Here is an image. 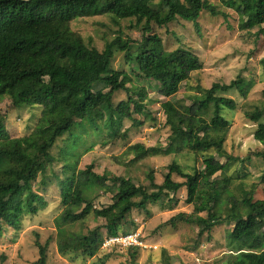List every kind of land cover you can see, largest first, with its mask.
I'll list each match as a JSON object with an SVG mask.
<instances>
[{
  "label": "trees",
  "instance_id": "16d2710c",
  "mask_svg": "<svg viewBox=\"0 0 264 264\" xmlns=\"http://www.w3.org/2000/svg\"><path fill=\"white\" fill-rule=\"evenodd\" d=\"M224 9L234 12L239 30L253 32L256 42L262 40L264 52V0H219L217 4L210 0H0V101L6 102L10 113L34 107L53 109L64 97L71 106L70 115L63 122H56L54 127L36 126L29 135L19 138H10L5 122L7 113L0 110V237L8 229L19 232L25 216L36 215L47 206L36 189L56 185L62 208L54 222L59 243L78 242L79 246L73 248L75 252L96 258L105 235L121 236L139 229L131 218L133 210L149 216L148 204L163 200L172 203L170 195L184 187L185 202L195 206V213L208 206V202H201V197L212 193L214 204L221 198L227 200L226 217L220 216L215 221L179 213L167 224L172 227L176 222L194 224L201 237L214 226L237 222L245 241L234 239L227 231L230 244L224 264H264V234L261 235L264 198L254 200L255 188L239 191L236 197L231 179L225 177L220 184L211 180L219 172L226 173L232 166L250 162L251 157L260 158L264 166V124L261 123L264 108L244 114L257 126L253 139L261 148L244 158L232 157L224 147L230 125L221 111L236 110V103L220 93L233 90L246 98L252 84L240 77L227 85L214 83L205 90V95L194 98L187 112H182L168 99L187 84L193 73L202 69L201 61L185 48L166 51L160 35L154 32V27L167 28L180 20L193 23L198 32L197 21L203 12L226 16ZM103 16L113 17L114 21H135V26L144 22L140 40H128L122 45L117 37L102 51L87 48L71 31L70 23ZM133 45L137 47L132 54L129 48ZM116 46L125 52L124 59L135 80L152 84L158 95L167 99L161 103L164 127L170 131L164 153L177 156L186 152L200 164L201 170L187 175L172 162L162 172L161 184L155 183L151 170L146 185H137L127 174L116 177L108 172L96 173L94 163L79 169L82 157L78 151L85 137L100 141L90 149L126 141L127 134L121 132V127L126 120H133L132 113L142 120L158 123V118L145 107L147 87H136L129 73L113 70ZM260 65L264 74V59ZM72 82L80 86L78 91L79 86L72 87ZM120 92L128 95L116 103L115 96ZM142 123L133 120L135 126ZM160 151V146L137 143L120 157L121 160L132 155L130 162L115 161L121 166L130 165ZM215 156L226 162L220 163ZM59 161L62 166L57 172L55 163ZM260 172V183L264 185V167ZM174 173L186 181L174 182ZM202 184L208 186L203 188ZM102 192L112 196V203L96 209L93 203ZM91 224L98 227L92 229ZM126 224L130 230L123 231ZM74 227L79 230L74 231ZM101 229L106 231L105 235H101ZM36 247L40 256L34 264H46V245L37 242ZM140 249H127L129 264L135 262ZM104 263L100 260V264Z\"/></svg>",
  "mask_w": 264,
  "mask_h": 264
},
{
  "label": "rangeland",
  "instance_id": "374dc122",
  "mask_svg": "<svg viewBox=\"0 0 264 264\" xmlns=\"http://www.w3.org/2000/svg\"><path fill=\"white\" fill-rule=\"evenodd\" d=\"M210 1L215 4L219 3V0ZM223 11L226 16H211L207 12H203L197 21L198 32H196L193 23L184 20L167 28L154 27V32L160 35L166 51L185 48L197 55L201 61L202 69L193 73L187 84H183L181 90L168 99L182 112H187L194 98L200 94L205 95V90L214 83L227 85L240 77L252 84L253 88L246 98L241 97L237 91L233 90L226 94L220 93L224 98L231 99L236 103V110L223 109L221 111L222 116L228 120L230 125L224 147L232 157L244 158L247 154H252L261 148L253 139L257 126L249 122L244 114L256 108H264V74L260 65V61L264 59V52L262 40L256 42L253 32L248 34L247 31L239 30L234 12L226 9ZM143 23L135 26V21H114V18L110 16L85 17L71 22L70 29L83 40L87 48L102 51L106 44L117 37L123 42L122 45H125L128 40H140ZM136 47L135 45L130 46L129 50L132 54L136 51ZM115 51L112 61L113 70L129 73L133 78L134 86L147 87L148 97L145 107L154 118H158V123L142 120L141 117L132 113L133 120H140L143 123L141 126H135L133 120H126L122 124L121 132H126V141H117L102 148L95 146L90 149V146L93 147L100 141L85 137V141L78 151L82 157L79 169L94 163L96 173L102 175L104 172H108L116 177L127 174L137 185H146V179L151 170L154 173L155 183L161 184L163 182L162 172L166 171L172 162H176L187 175H193L194 170H201L200 164L195 163L192 158L186 155V152L177 156L164 153L170 131L168 127H164L165 119L161 111V103L167 99L159 96L152 84L136 81L124 59L125 52L121 51L118 46ZM70 85L72 87L79 86L76 82H72ZM126 87L130 88V85H126ZM79 88L80 86L76 91ZM127 95L124 92L116 94L115 102L125 100ZM70 108L71 106L64 97L55 104L53 109L34 107L10 113L6 102L0 101V110L7 113L5 122L10 138L27 136L36 126L52 125L54 127L56 122H63L70 115ZM261 123L264 124V117L261 119ZM137 143L147 147L160 146L161 151L154 157L146 158L140 162L125 166L119 165L115 159H119L124 164L133 159L132 155L121 160L120 157L129 146ZM215 159L222 164L226 162L225 159H220L217 156ZM61 166L60 161L55 163L57 172L61 171ZM263 167L260 158L251 157L250 162L232 166L226 173L219 172L211 180L220 184L225 177L231 179L236 197H239V191L255 188L254 200H260L264 198V185L260 183V171ZM172 179L177 183L186 181L176 173L173 174ZM40 181L41 176H38L37 182ZM255 185L256 187H254ZM54 186L45 188L41 186L36 189L37 193L47 202V206L40 209L36 215L25 216L19 232L8 229L0 237V264H34L40 256L39 249L36 247L37 242L41 246L46 245L47 247L46 264H100L102 259L104 264H129L131 258L127 250L101 248L98 257L89 259L73 250L74 247L79 246L78 242L71 244L61 241L59 243L54 222L59 217L62 208L59 204V190L56 185ZM207 186V184H202L203 188ZM212 196L213 194L209 193L201 197V202H208V206L205 210H199L198 213H195L194 205H188L185 202L186 190L184 187L177 194L170 195L169 199H173L172 203L163 200L156 204H148L149 216L140 210H133L131 218L139 226L135 233L140 234L141 240L147 247V249H140L133 264H224L228 258L227 251L230 244L227 241L228 232L234 239H238L240 242L245 241L237 222L230 225L214 226L201 237L198 235V227L194 224L176 222L174 227L167 224L179 213L193 217L199 216L203 219L209 217L215 221H218L220 216L221 219H224L229 207L227 200L221 198L217 204H214ZM111 203L112 196L102 192L93 205L94 208L101 209ZM97 225L91 224L90 228H96ZM122 229L128 231L130 226L126 224L122 226ZM73 230L78 231L79 228L74 227ZM100 233L104 235L106 231L101 229ZM263 234L264 226L261 230V235L263 236ZM162 252H165V257H162Z\"/></svg>",
  "mask_w": 264,
  "mask_h": 264
},
{
  "label": "built area",
  "instance_id": "2783aa9c",
  "mask_svg": "<svg viewBox=\"0 0 264 264\" xmlns=\"http://www.w3.org/2000/svg\"><path fill=\"white\" fill-rule=\"evenodd\" d=\"M113 247H119L123 250H127L129 248L147 249V247L141 240L139 233H128L115 237H107L105 235L102 248L108 249Z\"/></svg>",
  "mask_w": 264,
  "mask_h": 264
}]
</instances>
